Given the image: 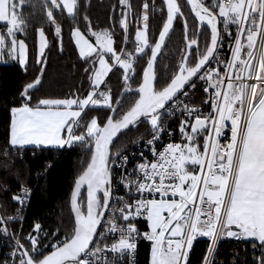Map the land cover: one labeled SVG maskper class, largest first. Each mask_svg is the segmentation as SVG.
Wrapping results in <instances>:
<instances>
[{"label": "snow or ice", "instance_id": "1", "mask_svg": "<svg viewBox=\"0 0 264 264\" xmlns=\"http://www.w3.org/2000/svg\"><path fill=\"white\" fill-rule=\"evenodd\" d=\"M162 4L166 19L158 39L150 43V5L144 0L137 18L142 27H136L132 52L126 47L130 0H120L124 46L119 50L114 47L113 31L92 30L85 14L86 30L74 23L70 37L79 57L89 64L84 71L90 73L91 90L86 96L37 98L33 103L30 90L41 84L42 67L41 76L24 86L21 102L10 108V150L80 144L90 153L74 182L70 198L74 219L63 240L50 247L42 244L39 223L34 225L37 235L22 240L8 227L16 217L0 215V233L14 240L9 253L12 264H118L126 256L134 257L139 239L150 242L149 264H191L190 253L200 237L210 241L202 264H214L218 243L225 238L258 242L261 254L253 264H264V0H212L210 5L204 0H186L200 29L191 36L181 3L162 0ZM25 6L26 0H0V22L5 29L0 31V58L6 54L21 66L27 64L28 45L17 37L27 36ZM27 6L34 7L31 0ZM40 7L62 51L63 29L57 15L66 12L76 21L79 0H41ZM151 8L155 10L154 3ZM177 19L183 21L185 52L178 70L158 85L155 63ZM36 31V63L46 65L49 41L43 26ZM225 36L230 50L227 59L218 54ZM149 48L150 57L138 74L139 59ZM117 66L123 69L124 92L134 93L126 110H121L123 96L114 100L106 83ZM193 78L204 82L208 94L204 103L211 107L207 115L178 103L179 94L188 95L186 85L195 88ZM101 105L110 112L105 122L101 124L95 116L84 120L86 109ZM176 111L187 117L179 126L181 142H169L157 150L156 142L165 132L163 118ZM226 122L231 124V135L222 143ZM140 123L150 125L152 138L147 143L153 159L145 158L120 178L127 198L115 196L113 203L112 166L123 168L128 162L126 155L112 152L114 138ZM8 154L4 153L5 160ZM29 191L22 187V194L13 196L14 202L23 205ZM140 217L147 222L148 230L143 233L137 227Z\"/></svg>", "mask_w": 264, "mask_h": 264}, {"label": "trees", "instance_id": "2", "mask_svg": "<svg viewBox=\"0 0 264 264\" xmlns=\"http://www.w3.org/2000/svg\"><path fill=\"white\" fill-rule=\"evenodd\" d=\"M149 9V41L154 42L156 36L166 18V13L161 12L164 7L161 0H147ZM154 2L157 9L151 8ZM182 5L184 15L188 18L189 36L197 31V24L192 16L188 5L184 0H178ZM206 4H211L212 0H204ZM34 7H29L28 1L24 8L25 17L29 18L27 36L18 34V39H25L28 45L27 64L21 66L17 60L8 55L2 57L0 62V215L14 216L20 205L14 202L21 184L34 187L29 205L24 213L23 219H15L8 225L10 232L20 231L22 240L31 235H37L34 225L39 223L42 231L39 233L41 243L48 245L56 243L58 240L69 234L73 222L70 209V194L77 176L86 166L90 153L80 144L65 146L63 149L50 147H25L23 150H10L8 146V133L10 123V108L21 102L20 93L26 84L33 82L37 76H41V84L30 90L33 103L37 98H66L76 95L86 96L90 91V73L84 71L89 67L83 59L79 57L74 41L70 37V29L74 23H79L82 31H85L83 16L86 14L91 21L92 30H111L114 33V47L119 50L123 47L124 33L120 27L121 18L120 0H79L80 7L76 14V21L65 12L57 15L58 22L63 29V50L60 43L54 38V32L48 25L40 7L41 0L31 2ZM132 4L129 15V43L127 50H134L135 30L137 18L142 15V4L144 0H130ZM43 26L49 41V47L45 50L44 58L46 65L36 63L37 57V29ZM2 25H0V28ZM208 32L205 27L203 29ZM90 35V34H89ZM203 41L204 37H200ZM201 47L203 45L201 44ZM147 55L139 59L140 69L146 66L149 58L150 48L146 49ZM185 52V38L183 31V21L177 19L174 29L168 37L164 49L159 56L155 69L158 85L164 84L178 70L181 56ZM112 63V61H110ZM123 69L114 67L106 78L108 88L111 89L114 100L123 91ZM136 87V84L132 85ZM103 90L107 91L105 86ZM134 99V93H127L123 96V109L126 110ZM87 115L85 121L93 116L98 118L102 124L109 115V110L105 107H95L92 110H85ZM83 115V114H82ZM143 120V119H142ZM79 131V130H78ZM150 125L140 123L138 127L125 130L113 143L112 152L120 153L132 148L137 142L147 138L150 134ZM8 152L7 160L4 153ZM22 152V156L18 153ZM84 196V192L82 193ZM59 229V231H57ZM45 233L48 235L45 236ZM12 240L0 233V262L5 261L8 247L2 242ZM255 244V248H254ZM205 239L194 242L190 253L191 264H202L208 248ZM149 243L140 241L137 245V264H148ZM261 254L258 242L251 239L225 238L219 241L214 254V264H253L254 260Z\"/></svg>", "mask_w": 264, "mask_h": 264}, {"label": "built area", "instance_id": "3", "mask_svg": "<svg viewBox=\"0 0 264 264\" xmlns=\"http://www.w3.org/2000/svg\"><path fill=\"white\" fill-rule=\"evenodd\" d=\"M153 3L154 2H152L151 5H153ZM155 9H157L156 6H155ZM232 31L234 34L235 29L233 28ZM222 43H223V47L218 49V54L223 56L225 59H227L230 56V50H229V40L226 36L224 37ZM194 80L196 84L195 88H191L187 86L186 90L188 92V95L184 96L182 94H179L178 103H180L181 105L188 104L189 106L199 108L204 112L205 115H207L209 112H211V107H210V104L204 103L208 95L203 90L205 87L204 82L196 78ZM102 89H103V85H101V90ZM184 119H187V117L185 115H182L180 111H176L174 116H170V117L165 116L163 118L165 132L161 134V139L156 142L157 150H161L162 145H166L169 142H177V143L181 142V134L179 132V126H180L181 120H184ZM226 123H227V126L225 127L224 133L221 136L222 143H226L230 139V135H231V132H230L231 124L230 122H226ZM169 132H171L172 135H168ZM151 138H152V133L150 131V134L147 138L137 142L132 148L121 153L122 155H126L128 157V162L125 167L121 168V167H117L116 165L112 166L113 167V173H112L113 188H114L113 203L115 202V196H124L127 198L126 189L124 188L122 184L119 183L120 178L124 176L126 173H131L133 169L136 168V165L140 162H143L145 158L148 161H151L153 159L151 147L147 143V141ZM141 153H143V156H141ZM18 155L22 156V152H19ZM22 187H26L30 191H29V195L25 197L23 205H20L19 209L16 211L14 215L16 219H23L24 213L26 212V209L29 205L30 198L34 191V187L21 184L18 188L16 195L22 194ZM137 227L140 229L141 233L148 230L147 222L145 221L143 217L138 218ZM17 236H20V231L17 232ZM199 239H205L208 242V244L210 243L208 238L200 237L197 240ZM140 241H145L149 243V246L151 247L150 242L144 239H139L137 241V245L139 244ZM107 242L111 243V239H109ZM13 244H14L13 239L10 241L4 240L2 242L3 246L8 247L6 259H5L7 260V264H12L11 259H9V253L13 250L12 249ZM149 256H150V250H149ZM133 261H134V264H137V249L135 251L134 257L126 256L123 260L118 261V264H133Z\"/></svg>", "mask_w": 264, "mask_h": 264}, {"label": "water", "instance_id": "4", "mask_svg": "<svg viewBox=\"0 0 264 264\" xmlns=\"http://www.w3.org/2000/svg\"><path fill=\"white\" fill-rule=\"evenodd\" d=\"M162 1V0H161ZM185 1V3H186V0H184ZM188 7H189V9H190V12H191V8H190V6L188 5ZM165 13H166V9H165ZM192 14V16L194 17V14L193 13H191ZM166 19V18H165ZM194 19H195V17H194ZM196 21V20H195ZM174 24H175V21H174ZM196 24H197V31H199L200 29L198 28V22L196 21ZM206 27V26H205ZM161 28H162V26H161ZM161 28H160V30H161ZM207 28V27H206ZM174 29V28H173ZM172 31L173 30H171L170 31V34L172 33ZM209 31V30H208ZM159 33V32H158ZM170 34H169V36H170ZM168 36V37H169ZM168 37L166 38V41H167V39H168ZM156 39H158V34H157V36H156ZM155 39V40H156ZM186 43V42H185ZM165 44H166V42H165ZM165 44L162 46V49H161V51H160V53L158 54V57H157V60H158V58H159V56L161 55V53H162V51H163V49H164V46H165ZM149 57H150V53H149ZM149 59V58H148ZM156 63H157V61H156ZM156 63H155V66H156ZM193 79H195V78H193ZM188 85H186V87H187ZM136 87H133V89H135ZM125 94H127V93H125L124 92V89H123V91L119 94V96L118 97H120V96H124ZM110 114V113H109ZM141 119H143V118H141ZM131 127V126H130ZM123 133V132H122ZM122 133H120L116 138H114V141L122 134ZM114 143V142H113ZM89 159H90V157H89ZM86 167V166H85ZM84 167V168H85ZM81 174V173H80ZM78 177V176H77ZM77 179V178H76ZM75 179V180H76ZM74 191V185H73V188H72V191H71V194H72V192ZM84 192V194H85V197H86V189H82V193ZM71 194H70V198H71ZM70 209H71V205H70ZM71 213H72V211H71ZM72 216H73V219H74V213H72Z\"/></svg>", "mask_w": 264, "mask_h": 264}, {"label": "rangeland", "instance_id": "5", "mask_svg": "<svg viewBox=\"0 0 264 264\" xmlns=\"http://www.w3.org/2000/svg\"><path fill=\"white\" fill-rule=\"evenodd\" d=\"M141 27H142V23H141ZM90 34V33H89ZM20 39V38H19ZM38 41H39V37H38V33H37V52H38ZM92 42L93 43H95V38L94 37H92ZM77 51H78V49H77ZM78 54H79V52H78ZM27 58H28V54H27ZM14 59V58H13ZM14 60H17L18 61V59H14ZM0 62H3V59L2 58H0ZM19 63V62H18ZM109 63H110V61H109ZM97 67H98V65H97ZM109 75V74H108ZM107 78V77H106ZM104 86V85H103ZM103 90V89H102ZM99 107H102V105L101 106H99ZM149 260H150V256H149V258H148V264H149Z\"/></svg>", "mask_w": 264, "mask_h": 264}, {"label": "crops", "instance_id": "6", "mask_svg": "<svg viewBox=\"0 0 264 264\" xmlns=\"http://www.w3.org/2000/svg\"><path fill=\"white\" fill-rule=\"evenodd\" d=\"M28 0H26V2H27ZM33 0H31V2H32ZM0 25H2V27L0 28V31H4L5 29H4V25H3V22H0ZM26 147H35V146H26ZM43 147V146H42ZM47 147H50V148H57V149H63V148H60V147H57V146H47Z\"/></svg>", "mask_w": 264, "mask_h": 264}]
</instances>
